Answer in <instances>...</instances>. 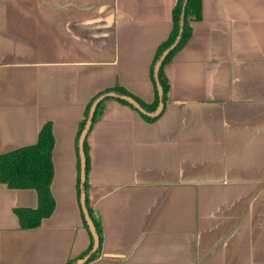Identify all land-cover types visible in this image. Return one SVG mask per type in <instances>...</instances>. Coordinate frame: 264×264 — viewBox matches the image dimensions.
<instances>
[{
  "label": "crops",
  "instance_id": "1",
  "mask_svg": "<svg viewBox=\"0 0 264 264\" xmlns=\"http://www.w3.org/2000/svg\"><path fill=\"white\" fill-rule=\"evenodd\" d=\"M177 0H0V155L52 123L53 214L22 229L33 189L0 183V264H70L89 248L77 135L117 86L155 100L151 68ZM147 122L112 98L88 137L103 228L86 264H264V0H203ZM113 255V256H111Z\"/></svg>",
  "mask_w": 264,
  "mask_h": 264
},
{
  "label": "trees",
  "instance_id": "2",
  "mask_svg": "<svg viewBox=\"0 0 264 264\" xmlns=\"http://www.w3.org/2000/svg\"><path fill=\"white\" fill-rule=\"evenodd\" d=\"M202 1L203 0H177L174 6L172 32L167 41L160 45L151 68V77L155 88V100L153 103L147 104L137 96L131 94L126 89L117 86L113 89H109L99 93L86 109L85 119L82 121L77 135V147L79 156L78 189L80 196V205L81 196L82 193H84L86 209L90 215V218L94 222L96 231L100 239L98 249L90 256L87 263L97 259L101 255L103 247L102 224L100 219L96 216L93 207L91 206L89 196V171L91 160L89 154L90 147L88 144V137L94 125L104 114L105 102L107 100L114 98L117 101L132 107L135 110L136 108L126 100L119 97H106L97 104L94 116L92 118V125L84 144V151L86 156V182L84 183V185H82L80 177L81 161L79 155V139L82 131L86 126L90 109L93 103L102 95H105L107 93H115L118 96H127L132 98L142 108L143 112H138L147 122L157 121L164 114L169 102L170 87L168 79L164 72V68L166 64H168L174 58V56L189 42L190 38L192 37L193 23L202 20ZM158 62H160V66L158 71L156 72L155 68ZM159 86L162 89V96H160L159 93ZM160 104L162 105V108L158 113ZM53 150V126L52 123H47L41 129L38 137V142L36 144L0 155V183L7 185L11 189H33L38 194V207L36 209L22 208L16 211L22 229H32L39 227L42 221L50 217L55 210L56 203L51 192V186L54 179ZM82 216L86 228L90 233L83 209ZM90 236L91 244L88 250L83 255H81L79 259L70 262V264H76L80 259H83L90 254L94 245L91 233Z\"/></svg>",
  "mask_w": 264,
  "mask_h": 264
},
{
  "label": "water",
  "instance_id": "3",
  "mask_svg": "<svg viewBox=\"0 0 264 264\" xmlns=\"http://www.w3.org/2000/svg\"><path fill=\"white\" fill-rule=\"evenodd\" d=\"M184 7H185V5H184ZM183 16H184V14H183ZM159 66H160V62H158L156 65V68H155L156 72L158 71ZM159 93H160V96H162V89L160 88V86H159ZM106 97H119L121 99H124L127 102H129L130 104H132L136 108L137 111L143 112L142 108L132 98L127 97V96H118L115 93H107L105 95H102L93 103V105L90 109L89 117H88L87 122H86V126H85L84 130L82 131V134H81L80 139H79V155H80V161H81L80 177H81L82 185H84V183L86 182V156H85V151H84V144H85V141H86L87 136L89 134L90 127L92 125V118L94 116L96 106L102 99H104ZM161 108H162V105L160 104V107L158 109V113L161 111ZM81 206H82V209L84 211L85 219H86L87 224L89 226V230H90V233L92 235L94 245H93V249L90 252V254L87 255L85 258L80 259L76 264H86L88 262L90 256L98 249L99 243H100L99 235L96 231V227L94 225V222L90 218V215H89V213L86 209V206H85V195H84V193H82V196H81ZM111 256H113V255H111Z\"/></svg>",
  "mask_w": 264,
  "mask_h": 264
}]
</instances>
